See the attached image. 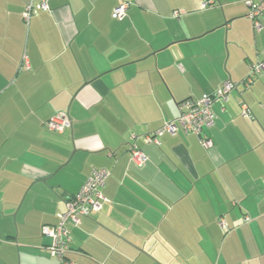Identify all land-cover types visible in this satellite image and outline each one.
<instances>
[{"label":"crops","instance_id":"1","mask_svg":"<svg viewBox=\"0 0 264 264\" xmlns=\"http://www.w3.org/2000/svg\"><path fill=\"white\" fill-rule=\"evenodd\" d=\"M30 1L0 0V264L55 263L41 229L93 168L109 202L66 225L76 264H264V73L242 84L264 14L256 30L244 0H126L118 19L124 0H49L26 23ZM225 80L210 148L181 130L144 142ZM61 114L69 127L46 126Z\"/></svg>","mask_w":264,"mask_h":264},{"label":"built area","instance_id":"2","mask_svg":"<svg viewBox=\"0 0 264 264\" xmlns=\"http://www.w3.org/2000/svg\"><path fill=\"white\" fill-rule=\"evenodd\" d=\"M213 1L208 0L203 3L201 8H207ZM248 7L247 17L253 22L256 30H260L262 25L259 17L264 13V0H245ZM129 1L120 2L112 11L111 16L114 19L124 17L127 14ZM43 10L51 12L49 0H31L22 13L23 20L28 23L31 16L37 11ZM181 11L174 10L172 16L180 17ZM264 73V61H256L249 65V72L243 80V86L248 88L253 82L255 75ZM236 87V84L225 80L211 93H204L199 98H189L178 104V115L172 119L165 120L162 125L154 132L143 137L144 142L150 144H160V138L164 133L175 134L181 130L187 134H194L199 137L203 148L208 149L212 146V140L203 133L204 129L211 127L215 121V115L212 111V104L216 101L224 102L229 98L230 93ZM241 114L250 115V110L244 101H240ZM71 125L70 119L66 115H55L46 122L50 129L62 132ZM133 137V136H132ZM134 138V137H133ZM131 160L139 167L143 166L148 160V156L136 145L130 147ZM110 171L105 168H93L82 184L79 191L70 196L65 201V211L59 214V222L53 227L43 226L42 234L50 237L47 249L50 256L55 260L54 264H76L67 254L70 252V235L66 227L68 223L78 226L81 218L90 216L102 210L109 199L103 193L105 180ZM248 215L243 217V222H249ZM218 224L222 228H227L225 221L218 218Z\"/></svg>","mask_w":264,"mask_h":264},{"label":"trees","instance_id":"3","mask_svg":"<svg viewBox=\"0 0 264 264\" xmlns=\"http://www.w3.org/2000/svg\"><path fill=\"white\" fill-rule=\"evenodd\" d=\"M244 1H245V0H244ZM263 14H264V13H263ZM263 14H262V15H263ZM262 15H261V16H262ZM261 16H260V17H261ZM260 17H259V19H260ZM249 19H250V18H249ZM250 20H251V19H250ZM251 21H252V20H251ZM227 230H228V229H227Z\"/></svg>","mask_w":264,"mask_h":264},{"label":"rangeland","instance_id":"4","mask_svg":"<svg viewBox=\"0 0 264 264\" xmlns=\"http://www.w3.org/2000/svg\"><path fill=\"white\" fill-rule=\"evenodd\" d=\"M225 230H227V228H225Z\"/></svg>","mask_w":264,"mask_h":264}]
</instances>
